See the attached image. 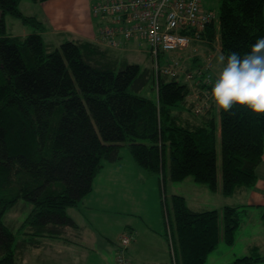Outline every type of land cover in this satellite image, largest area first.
I'll return each instance as SVG.
<instances>
[{"label": "trees", "instance_id": "obj_1", "mask_svg": "<svg viewBox=\"0 0 264 264\" xmlns=\"http://www.w3.org/2000/svg\"><path fill=\"white\" fill-rule=\"evenodd\" d=\"M46 1L0 0V264H17V250L36 247L43 237H62L66 227H76L67 209L91 192L103 164L117 161L125 143L136 165L158 178L163 195L166 180L181 183L191 178L223 197L256 183L264 118L243 109L218 113L211 100V107L203 102L199 111L194 109L209 94L219 69L210 57L212 51L198 46L207 44L217 57L230 50L246 52L264 36V0H217L218 13L205 9L201 0L200 8L210 20L198 31L188 29L192 41L186 49L194 53L157 54L156 74L153 67L141 70L126 58L118 60L114 52L133 41L146 43L148 57L145 39L125 40L114 34L111 45L95 39L113 15L104 11L94 15L92 7L109 6L112 0H91L93 43L66 39L56 47L43 41L44 24L19 9L21 2ZM6 15L30 32L23 37L7 35ZM124 23L133 25L126 16L121 18ZM170 59L185 61L186 66L170 76L161 71ZM184 69L189 70L188 80ZM147 85L154 92L152 99L139 95ZM184 115L190 119L181 124ZM21 199L31 209L14 230L4 217ZM161 206L171 264H206L219 242L224 249L234 244L239 207L195 212L184 196L176 194L168 200L162 196ZM261 220L264 223V207ZM24 228L28 233L16 242ZM123 235L130 238L127 246L121 245ZM132 242L131 232L121 233L114 264H132L128 255ZM226 264H264V254L239 256Z\"/></svg>", "mask_w": 264, "mask_h": 264}, {"label": "crops", "instance_id": "obj_2", "mask_svg": "<svg viewBox=\"0 0 264 264\" xmlns=\"http://www.w3.org/2000/svg\"><path fill=\"white\" fill-rule=\"evenodd\" d=\"M30 4L32 5V3L22 2L24 8H20V11L24 15L36 17L44 24L46 29L40 32V35L46 43L55 47L66 39L93 43L96 26L92 23L90 16L91 0H48L35 4L39 9L35 13L32 10L34 5L30 7ZM4 22L7 28V16L4 17ZM9 24L16 27L15 23ZM16 28V30L10 28V31L16 34L12 32H6V34L23 37L30 32L24 26ZM114 52L120 60L123 49ZM117 164L119 161L105 163L93 179L91 192L95 200H98L97 206H92L89 198L85 197L77 206L68 208L67 215L74 221L76 227H66L62 238H41L36 247H27L26 252L35 250L38 253L34 262L29 260L25 264H114V251L118 237L125 231L133 235V242L128 250L132 264H171L164 237L163 213L158 206L153 208L151 215L149 210L136 204V201L134 203L137 206L133 209L122 202L116 204L112 200L108 203L102 196L103 190L108 192L114 200L127 202L123 199V195L129 194L124 190L129 181H145L146 178L152 180L144 169L136 168L134 174H129L117 167ZM104 174L108 177L107 184L116 182L121 186L120 194H116L108 187H96L94 180L97 176ZM255 177L256 183L251 188H238L230 197H223L219 191L211 192L218 196L217 201L214 206L206 209L202 208L198 197L209 198L207 192L210 191L206 187L191 185L194 193L198 194L190 198V202L185 199L191 210L195 212L219 210L227 205L239 207V211L242 212L234 244L224 249V243L219 242L217 250L210 254L206 264H226L227 259L264 253V223L261 220L264 207V144L261 161L255 169ZM139 195L145 196L143 193ZM139 207L146 215L141 213ZM254 219L257 220V226H253ZM236 240L242 241L241 254L235 252ZM219 249L221 253H218Z\"/></svg>", "mask_w": 264, "mask_h": 264}, {"label": "rangeland", "instance_id": "obj_3", "mask_svg": "<svg viewBox=\"0 0 264 264\" xmlns=\"http://www.w3.org/2000/svg\"><path fill=\"white\" fill-rule=\"evenodd\" d=\"M203 7L205 9H211L214 10L215 13H218V1L217 0H203L202 1ZM32 5L30 4V7ZM33 7V6H32ZM20 8H24L22 5V2L19 4V9ZM26 10V9H25ZM32 10L34 11V13L39 9L37 8V6H35L32 8ZM7 16V31L6 32H12L13 34H16V32L14 31H10V28H14L15 30L17 29L16 27H22L21 23L19 22V20L6 15ZM9 23H15L16 27H12L10 26ZM202 45V46H201ZM125 48H121L123 49V53L121 54V57L126 58L127 61L130 64H137L139 65L140 69H144V68H148V67H154L155 62L154 59L152 57V54H148V57L145 53L147 47H146V43H142L139 44L138 42H133V41H127V43L124 44ZM192 47V46H189ZM199 48H207L206 51L208 52L210 48L207 46V44H200L198 46ZM168 52H173L172 51H168ZM175 52H179V53H188L190 52V54L192 55L194 53V50L191 51L189 50V48L186 49V47L180 49V51H175ZM170 53V54H171ZM211 55L216 59L217 61V55L218 53L215 51H212ZM158 58V57H157ZM171 63V59L169 61V65L167 66V68H171L172 66H170ZM185 63V61L182 62H178L175 66H173L172 68L176 69V73L182 70L183 64ZM217 64V62H216ZM186 66V64H184ZM159 67V65L157 66ZM219 68V65H218ZM215 71H213L214 73ZM186 75V72H184ZM202 75V74H201ZM200 75V76H201ZM215 75V74H214ZM198 79V77H195ZM185 79L188 80V77H185ZM206 80V78L202 79ZM208 80L204 81V84H207ZM208 91H205L204 94H206ZM139 95L147 97V98H154V92L152 90H150V86L147 85L145 87H143L140 92ZM203 95V94H202ZM200 98L203 96H199ZM202 101L200 100V103L197 104L195 106L194 111H199L201 109L202 103L203 102H207L208 104H206V106L211 107V103L208 102L210 100L209 94H207L206 96H204L203 98H201ZM205 106V107H206ZM211 111V110H210ZM205 112V111H204ZM203 113V112H202ZM209 112H206L205 115H208ZM185 116V120L184 117H180V122H183L181 124L186 123L187 121H189L190 116L188 115H184ZM189 123V122H188ZM189 124L195 125L194 122H190ZM117 161H119V164H117V167H119L122 171H125L129 174H134V170L136 168L142 169L139 166L136 165V163L134 162V160L132 159L127 144H122L119 148V154H118V159ZM105 164V163H104ZM103 164V165H104ZM101 170V169H100ZM150 176V178L152 179L150 181V179L146 178L145 181H136V180H131L129 181L127 188H125V191H128L129 194L125 193L123 195V199L126 200L122 201V200H114V198H112L108 192L105 191H101L102 196L104 197V199L110 203L112 202V200L117 204V203H124L125 205H128L129 208H136L137 205H135L134 201H136V204H138L139 206H144L145 209L148 211H150V214L152 215L153 212V208L157 207L159 208L160 211H162V206H161V202H162V196L166 197L167 200L169 199V197L172 194H176V195H182L185 197L186 200H189L190 202V198H193V196H198L197 193H194V190L191 189V185H195L197 187H205L204 185L201 184H196L193 182V180L191 178H187L185 179V181H183L182 183H174L171 182L169 180L165 181V190H164V195L162 194V189H161V184L158 181V178L155 175L152 174H148ZM107 175H99L96 177V179L94 180V184L96 185V187L100 188V187H105V188H110L112 191H114L116 194H120L119 193V189H122L121 186L116 183V182H112L110 184L106 183L107 180ZM172 187V188H171ZM110 192V190H109ZM145 196H141L139 194H142ZM209 195V198L206 197H202L199 196L198 199L200 200V205L202 206V208H211V206H214L215 202L217 201V197L214 194H212L211 192H207ZM86 198H89V202L92 206H97L98 204V200L94 198V195L92 194V192H90L88 195L85 196ZM84 197V198H85ZM91 199H93L91 201ZM84 203V202H83ZM31 207L29 204H27V202L23 201L22 199L19 200L15 206L5 215L4 217V223L6 225H8L9 227H12L14 230L18 229L19 226L22 224V222L25 220L28 212L30 211ZM139 210L141 211L142 214L143 210L141 207H139ZM146 215V214H144ZM149 216V215H148ZM254 224L253 226H257V220L254 219ZM28 228H24V230L21 232V234L19 236H17L16 238V242L22 240L25 238V234L28 233ZM264 235V232H263ZM63 236V235H62ZM44 238V237H43ZM42 238V239H43ZM49 238V237H46ZM62 238V237H59ZM236 248H235V252H238L241 254V247H242V241L237 242L236 240ZM122 245V244H121ZM38 252L35 250H28L26 252V250H22L16 251V256L15 259L17 260V264H25L26 261H31L34 262V259L37 257ZM264 254V253H262ZM25 256V257H24ZM243 256V255H241ZM230 259H227L226 262H230Z\"/></svg>", "mask_w": 264, "mask_h": 264}, {"label": "built area", "instance_id": "obj_4", "mask_svg": "<svg viewBox=\"0 0 264 264\" xmlns=\"http://www.w3.org/2000/svg\"><path fill=\"white\" fill-rule=\"evenodd\" d=\"M201 0H112L109 6L95 3L92 7L94 15L104 11L113 15L99 29L97 40L103 44H114L110 39L114 34H120L125 40L145 39L152 54L155 74L159 67L157 57L165 51H180L187 47L191 37L188 29L195 31L203 28L210 20V14L200 8ZM96 2V1H95ZM126 16L133 21L131 27L121 24V18ZM197 37L198 32H194ZM172 52V53H173ZM171 53V52H170ZM177 63L171 59L170 66ZM164 68L161 71L170 76L176 73L174 68ZM129 237L123 235L120 239L123 246L129 243ZM126 264V263H123Z\"/></svg>", "mask_w": 264, "mask_h": 264}, {"label": "clouds", "instance_id": "obj_5", "mask_svg": "<svg viewBox=\"0 0 264 264\" xmlns=\"http://www.w3.org/2000/svg\"><path fill=\"white\" fill-rule=\"evenodd\" d=\"M218 71L209 97L218 113L243 109L264 118V36L258 37L244 53L229 51L217 57Z\"/></svg>", "mask_w": 264, "mask_h": 264}]
</instances>
